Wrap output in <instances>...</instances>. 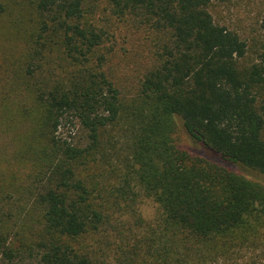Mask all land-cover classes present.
<instances>
[{"label":"trees","instance_id":"16d2710c","mask_svg":"<svg viewBox=\"0 0 264 264\" xmlns=\"http://www.w3.org/2000/svg\"><path fill=\"white\" fill-rule=\"evenodd\" d=\"M227 1L0 0V264H264V14L250 44ZM120 24L152 45L132 93ZM177 121L263 181L179 149ZM140 196L160 219L131 243Z\"/></svg>","mask_w":264,"mask_h":264},{"label":"rangeland","instance_id":"374dc122","mask_svg":"<svg viewBox=\"0 0 264 264\" xmlns=\"http://www.w3.org/2000/svg\"><path fill=\"white\" fill-rule=\"evenodd\" d=\"M212 13L217 22L237 30L250 44L251 40L259 42L262 40L259 34V25L264 14V0H228L224 4L215 6ZM110 30L114 31L118 46L109 63L108 72L116 79L122 90L132 93L136 89L138 78L143 71L141 68H145L148 64L147 58L152 45L144 31L136 30L124 24L115 25L114 29H111L110 26ZM124 50L127 51L125 54ZM77 129L75 122L72 124L63 122L58 134L63 138H75ZM174 140L179 149L193 156L202 155L226 165L250 180L263 181L260 176L245 172L231 163L223 162L215 153L205 149L200 144L194 143L184 131L180 121H177ZM135 202L133 205L130 204V209L126 210L125 208L118 215L124 238L130 239L131 243L145 235L146 228H155V224L160 219V210L151 199L140 196ZM249 257L250 253L247 254L245 260Z\"/></svg>","mask_w":264,"mask_h":264}]
</instances>
